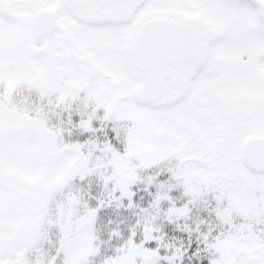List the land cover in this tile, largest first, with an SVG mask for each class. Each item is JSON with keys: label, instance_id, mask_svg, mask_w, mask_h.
<instances>
[{"label": "snow or ice", "instance_id": "6c2138e0", "mask_svg": "<svg viewBox=\"0 0 264 264\" xmlns=\"http://www.w3.org/2000/svg\"><path fill=\"white\" fill-rule=\"evenodd\" d=\"M0 264H264V0H0Z\"/></svg>", "mask_w": 264, "mask_h": 264}]
</instances>
